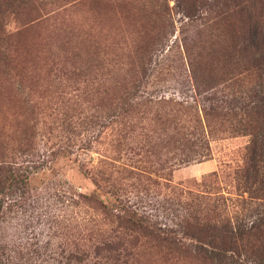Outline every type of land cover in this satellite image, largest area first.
Returning <instances> with one entry per match:
<instances>
[{
	"label": "rangeland",
	"instance_id": "obj_1",
	"mask_svg": "<svg viewBox=\"0 0 264 264\" xmlns=\"http://www.w3.org/2000/svg\"><path fill=\"white\" fill-rule=\"evenodd\" d=\"M209 1L198 0L199 4ZM32 4L34 13L24 10L19 15L14 9L17 3L10 2L3 22L14 37L6 44L0 40V144L10 141L19 149L21 134L33 136L37 153L28 200L9 209L6 227L26 255L29 248V255L21 254L26 264H68L70 253L77 254L91 243L84 219L94 216L96 205L86 204L82 195L96 193L106 204L113 203L124 194L117 187L126 186L134 209L157 223H171L162 205L164 195L171 193L161 178L168 172L160 166L162 149L153 145L152 137L137 136L140 129L127 134L120 122L129 120L150 128L165 113L164 102L201 104L205 95L195 92L182 74L179 40L184 35L195 37V23L185 19L175 0ZM26 20L33 21L22 29ZM216 28L206 27L203 36ZM222 39L220 34L215 38V54L209 55L219 78L228 70ZM163 58L168 64H162ZM156 63L163 67L160 72ZM146 73L150 74L148 83L140 87L145 97H137L141 105L125 112L123 98L134 93ZM255 80L249 76L244 85L254 86ZM180 115L190 117L189 113ZM151 132L159 135L157 128ZM151 132L145 133L150 136ZM207 138L208 159L170 171L169 184H187L218 172L219 182L212 187L187 186L214 195L237 193L234 169L243 164L249 137L232 134L227 124L216 127ZM110 157L117 166H132L135 173L127 177L111 169ZM160 245L151 251L155 256H145L140 264H172ZM189 262L202 264L197 259Z\"/></svg>",
	"mask_w": 264,
	"mask_h": 264
},
{
	"label": "trees",
	"instance_id": "obj_2",
	"mask_svg": "<svg viewBox=\"0 0 264 264\" xmlns=\"http://www.w3.org/2000/svg\"><path fill=\"white\" fill-rule=\"evenodd\" d=\"M11 1L0 0L3 44L14 37L6 31L3 22ZM13 1L17 3L16 14L26 10L30 15L35 12L32 3L48 0ZM175 1V7L185 19L195 23V37L184 35L179 40L183 50L182 74L195 92L205 95L203 104L166 101L165 113L157 116L150 128L129 120L120 122L127 134L140 129L137 136L152 137L153 145L162 149L160 166L168 172L161 178L171 188V193L164 195L162 205L172 217L171 223H157L139 213L138 208L134 209L126 186L117 187L124 194L113 203L106 204L96 193L82 195L86 204L96 205L94 216L84 219L85 228L90 227L87 234L91 235V243L77 254L70 253L68 264H140L145 256H155L151 251L160 244L167 250L166 261L172 264H191L189 259H197L202 264H264V0H212L206 4H199L198 0ZM168 19L171 21L170 16ZM32 21H24L22 29ZM215 26L218 28L214 33L203 36L206 27L214 29ZM219 34L223 36L221 47L228 66L220 78L214 75L209 61V55L215 54L213 41ZM161 61L168 64L164 58ZM162 68L159 66L158 71ZM249 76L256 78L254 86L244 85ZM149 77L150 74L144 76L134 93L123 98L121 108L125 112L141 105L137 97H145L144 93L140 95V87L148 83ZM182 112L189 113L190 117H183ZM227 124L232 134L250 139L243 164L234 169L237 193L214 195L211 191L187 186L200 185L206 189L219 182L218 172L188 180L187 184L170 185V171L208 159L211 148L207 137L216 127ZM155 128L159 133L156 137L151 132ZM146 130L151 132L150 136ZM129 137L133 142L132 135ZM33 141V136L27 138L21 134L19 149L10 141L0 144V264H26L21 257L23 253L26 255V249L20 250L15 245L6 223L9 209L28 200L31 172L37 160ZM110 158L111 169L127 177L135 173L132 166H117L114 158ZM246 194L248 199L244 198Z\"/></svg>",
	"mask_w": 264,
	"mask_h": 264
}]
</instances>
